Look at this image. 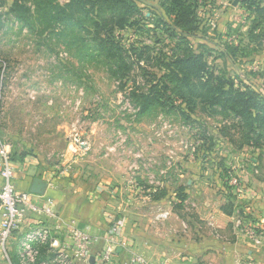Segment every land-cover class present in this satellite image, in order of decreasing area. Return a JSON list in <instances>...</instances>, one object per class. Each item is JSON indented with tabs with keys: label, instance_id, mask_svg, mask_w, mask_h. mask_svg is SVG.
Listing matches in <instances>:
<instances>
[{
	"label": "rangeland",
	"instance_id": "obj_1",
	"mask_svg": "<svg viewBox=\"0 0 264 264\" xmlns=\"http://www.w3.org/2000/svg\"><path fill=\"white\" fill-rule=\"evenodd\" d=\"M72 1L61 23L71 0H0V135L13 160L106 200L129 262L264 250V126L161 81L163 60L203 53L264 105V0H194L185 27L167 0ZM148 95L159 99L143 111Z\"/></svg>",
	"mask_w": 264,
	"mask_h": 264
},
{
	"label": "built area",
	"instance_id": "obj_2",
	"mask_svg": "<svg viewBox=\"0 0 264 264\" xmlns=\"http://www.w3.org/2000/svg\"><path fill=\"white\" fill-rule=\"evenodd\" d=\"M16 172V162L12 158L11 148L0 135L1 250L6 252L12 233L23 227L24 233L18 252L20 264H77L81 261L89 264L92 257L91 249L99 243L102 244V248L93 256L94 264H112L117 250L124 248V244L118 239V225L112 215H109V226L102 236L79 228L73 221L64 224L66 233L58 231L37 220L40 212L48 217H54L52 199H41L35 193L17 189L14 185ZM129 264L169 262L155 263L141 254H133Z\"/></svg>",
	"mask_w": 264,
	"mask_h": 264
},
{
	"label": "crops",
	"instance_id": "obj_3",
	"mask_svg": "<svg viewBox=\"0 0 264 264\" xmlns=\"http://www.w3.org/2000/svg\"><path fill=\"white\" fill-rule=\"evenodd\" d=\"M31 163L33 164V162ZM32 164L19 167L16 163L17 172L14 185L19 190L31 192L34 180L36 178L41 180L42 192L36 195H39L41 199H52V208L55 215L54 217H48L43 214V212H40L37 215L38 221L44 222L56 230L64 231L65 233L66 229H64V224L73 221L76 226L87 230L91 234L104 235L109 226L106 214V200L102 198L97 199L96 196L91 194L86 188L76 186L75 181L71 182L66 179H61V176H59L57 172H53L52 169L55 168L36 167ZM1 182L2 180L0 177V184ZM23 233V227L16 229L11 235L6 252L0 248V264H20L18 252ZM101 248L102 244L100 243L93 246L91 249L92 256L97 254ZM201 248H203L202 245ZM224 249L228 250V256L221 255L218 257L217 262L220 264L232 263L237 257L240 258V262L242 261V263L264 264V250H261L263 249L262 246H248L238 243ZM244 250L247 254L246 256L242 254ZM129 258L126 250L118 249L115 264H129ZM213 263L216 264L215 262ZM77 264L87 263L81 261L77 262ZM89 264L92 263L90 262ZM179 264L189 263L182 262Z\"/></svg>",
	"mask_w": 264,
	"mask_h": 264
},
{
	"label": "trees",
	"instance_id": "obj_4",
	"mask_svg": "<svg viewBox=\"0 0 264 264\" xmlns=\"http://www.w3.org/2000/svg\"><path fill=\"white\" fill-rule=\"evenodd\" d=\"M80 1L78 0L79 4ZM193 1L167 0L168 9H171L169 13L174 16V21L178 26L185 27L194 23V12L189 11L190 2ZM128 4V10L135 8L133 4L131 6L129 2ZM75 5H77V2L71 0L65 7L61 6V23H64L66 17L71 16L67 11H75ZM117 26L123 28L126 25L124 21H119ZM103 41L108 42V40ZM186 51V54L174 55L167 60H163L162 63H164L163 67L165 68V73L161 76L163 86L169 88L166 86L167 82L176 81L182 85L180 86L182 89L180 95L183 98L190 101L192 98L199 97L202 98L203 102L220 103L225 109L241 115L245 120H251L253 124L258 123L261 127L264 126V105L260 102V98H263L261 94H256L249 87L242 90L236 87L233 81H225V78L214 76L212 72H209V65L203 53ZM155 88H158V86L152 89ZM153 97L148 95L142 100L143 111L148 108L150 103L159 99Z\"/></svg>",
	"mask_w": 264,
	"mask_h": 264
},
{
	"label": "water",
	"instance_id": "obj_5",
	"mask_svg": "<svg viewBox=\"0 0 264 264\" xmlns=\"http://www.w3.org/2000/svg\"><path fill=\"white\" fill-rule=\"evenodd\" d=\"M41 186H42L41 185V180L36 178L34 180L32 188H31V192L35 193V194H41V192H42V187ZM94 261H95V258L92 256L91 259H90V262L92 264H94Z\"/></svg>",
	"mask_w": 264,
	"mask_h": 264
}]
</instances>
